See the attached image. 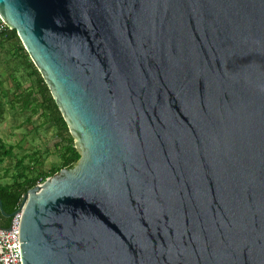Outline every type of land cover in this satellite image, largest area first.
Here are the masks:
<instances>
[{
	"label": "water",
	"instance_id": "obj_1",
	"mask_svg": "<svg viewBox=\"0 0 264 264\" xmlns=\"http://www.w3.org/2000/svg\"><path fill=\"white\" fill-rule=\"evenodd\" d=\"M80 158L28 190L22 264H264V0H0Z\"/></svg>",
	"mask_w": 264,
	"mask_h": 264
},
{
	"label": "trees",
	"instance_id": "obj_2",
	"mask_svg": "<svg viewBox=\"0 0 264 264\" xmlns=\"http://www.w3.org/2000/svg\"><path fill=\"white\" fill-rule=\"evenodd\" d=\"M0 48L4 49L5 57L6 54H14L17 56V62H21L20 64H22L26 70V72H24L25 76L31 79V88L26 92L24 89L19 92L22 82H25L26 77L22 74L19 77L14 73L10 75V78L14 82V87L19 92L16 95L14 94L15 101L21 104L22 110L33 107L32 115L39 114L44 120L43 125H49L51 129L55 131L54 136L56 143L54 144V149L58 153L60 159L58 165H54L50 170L44 171L43 159L39 151L18 156L15 154V146L6 144L0 138V165L6 160H14L13 172L10 176V180L8 182H1L2 178H0V201L2 210L4 214L9 215L15 211L22 196L28 190L43 183L47 178L53 176L62 169L73 168L79 160L80 155L77 151L74 138L71 136L48 86L30 60L14 30H9L7 28L0 33ZM17 62L15 61V64ZM3 64L7 66L6 68L9 71L10 61H4ZM15 69L16 66H12V72H14ZM2 93L5 94L6 92L0 88V97H2ZM2 115L3 108L0 102V117H2ZM26 121L27 123H31V117H28ZM48 149L49 146L46 148V151H48ZM26 160L29 164H25ZM6 171L9 173V169H6ZM6 171L2 177H5ZM9 224L10 219L5 218L0 212V228H7Z\"/></svg>",
	"mask_w": 264,
	"mask_h": 264
},
{
	"label": "rangeland",
	"instance_id": "obj_3",
	"mask_svg": "<svg viewBox=\"0 0 264 264\" xmlns=\"http://www.w3.org/2000/svg\"><path fill=\"white\" fill-rule=\"evenodd\" d=\"M4 50V49H3ZM5 59V60H4ZM17 56L4 54V51L0 53V88L6 93L0 97V102L3 108V115L0 117V138L8 145L15 146V154L23 156L31 154L35 151L41 153L43 159L44 171L50 170L54 165L60 163L58 153L54 149L55 131L51 129L49 125H43V119L39 114L32 115L33 107L27 110H22L21 104L15 101L14 94L16 95L21 90H29L30 80L25 76L26 70L22 64L17 62ZM4 61H10L9 71L7 66L4 65ZM15 61L17 62L15 64ZM12 66H16L14 72H12ZM17 74L19 77L24 75L25 82H22L21 89L18 90L14 87V82L10 78L12 74ZM9 75V76H8ZM24 80V79H22ZM8 92V93H7ZM5 96V97H4ZM16 102V103H15ZM13 104V105H12ZM28 117H31V123H27ZM49 146L48 151L46 148ZM25 164H29L25 161ZM14 160H6L0 165V178L1 182H8L13 172ZM6 169H9L6 171ZM7 172L5 177H2Z\"/></svg>",
	"mask_w": 264,
	"mask_h": 264
},
{
	"label": "built area",
	"instance_id": "obj_4",
	"mask_svg": "<svg viewBox=\"0 0 264 264\" xmlns=\"http://www.w3.org/2000/svg\"><path fill=\"white\" fill-rule=\"evenodd\" d=\"M7 29L6 24L0 19V33ZM19 208V205L15 210ZM22 212L10 218L7 228H0V264H22L20 226Z\"/></svg>",
	"mask_w": 264,
	"mask_h": 264
},
{
	"label": "crops",
	"instance_id": "obj_5",
	"mask_svg": "<svg viewBox=\"0 0 264 264\" xmlns=\"http://www.w3.org/2000/svg\"><path fill=\"white\" fill-rule=\"evenodd\" d=\"M2 52H3V49L0 48V53H2ZM20 202H21V201H20ZM18 205H20V203H19Z\"/></svg>",
	"mask_w": 264,
	"mask_h": 264
}]
</instances>
